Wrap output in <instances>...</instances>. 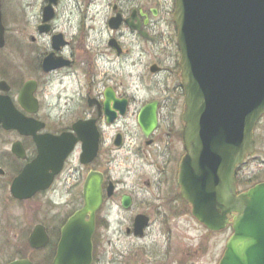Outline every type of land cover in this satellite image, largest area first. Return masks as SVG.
I'll return each mask as SVG.
<instances>
[{
	"label": "flooded vegetation",
	"instance_id": "flooded-vegetation-1",
	"mask_svg": "<svg viewBox=\"0 0 264 264\" xmlns=\"http://www.w3.org/2000/svg\"><path fill=\"white\" fill-rule=\"evenodd\" d=\"M4 1L0 0L4 27V42L0 47V199L3 201L0 220L3 221L1 216L5 212L4 228L18 227L23 235L17 253L0 264L17 259H27L31 264H53L63 228L83 208V188L89 179L99 184L102 197L93 214L90 264L97 262L102 231L109 226L115 208L122 213L119 221L122 217L124 221L123 214H128L124 232L135 237L145 236L154 218L164 230L170 225V217L175 219L189 212L191 215V209L181 213L171 203L183 202L186 206L188 203L182 198L178 184L180 163L185 155L186 98L177 43L170 59L173 80L162 82L163 95L144 99L119 91L118 86L107 84V79L97 81L89 51L79 44L74 47L64 33L54 31L56 8L61 0L52 4V17L45 21L43 11L49 0H43L40 21L35 25L37 36L29 35L23 45L18 38L8 35ZM154 5L152 0H116L112 4L113 14L106 21L112 33L106 45L115 58L130 51L120 40L122 29L132 32L137 41L155 42L158 38L155 19L159 10ZM116 17L120 19L117 27H110L108 21ZM170 24L176 36L172 18ZM41 35H49L47 47L36 44ZM57 35L61 38L53 42ZM13 57L19 58L18 65L13 64ZM151 65L157 67L154 72L167 69L159 62ZM151 88L147 87L150 91ZM108 91L111 94L107 95ZM147 106L155 109L154 124L149 112L142 114ZM83 142L86 155H83ZM50 144L51 150L42 155L58 158L61 165L54 173L41 161L33 165L39 147ZM23 172L19 191L31 190L37 182H45L48 174L52 173V177L46 187L20 198L13 195L12 186ZM139 215L144 219L141 235L134 231ZM91 219L87 213L79 221L87 225ZM35 226L42 227L47 238L37 248L29 242ZM22 249L29 253L24 254Z\"/></svg>",
	"mask_w": 264,
	"mask_h": 264
},
{
	"label": "water",
	"instance_id": "water-1",
	"mask_svg": "<svg viewBox=\"0 0 264 264\" xmlns=\"http://www.w3.org/2000/svg\"><path fill=\"white\" fill-rule=\"evenodd\" d=\"M53 3L56 0H49L44 7V21L52 17ZM173 9L186 98L185 155L178 173L181 196L190 203L191 215L211 230L225 228L232 216L233 231L218 264H264V182L238 192L234 180L236 167L253 152V129L264 114V0H174ZM118 21L116 17L108 22L116 28ZM3 37L0 12V47ZM60 38L54 36L53 42ZM147 112L154 124V107L147 106L142 114ZM74 127L77 131L78 125ZM51 148L40 146L33 165L41 161L54 173L60 161L42 155ZM82 148L86 155L84 142ZM24 175L13 181L16 197H29L52 177L48 174L45 182L19 191ZM83 196V208L62 230L53 264L91 263L93 214L102 201L94 179L85 182ZM87 213L92 219L83 225L79 218ZM136 217L134 231L141 235L143 215ZM42 233L43 228L35 226L29 238L32 247L44 244ZM8 264L31 262L17 259Z\"/></svg>",
	"mask_w": 264,
	"mask_h": 264
},
{
	"label": "rangeland",
	"instance_id": "rangeland-1",
	"mask_svg": "<svg viewBox=\"0 0 264 264\" xmlns=\"http://www.w3.org/2000/svg\"><path fill=\"white\" fill-rule=\"evenodd\" d=\"M115 1L61 0L56 8L54 31L64 33L71 39L74 47L79 44L89 51L88 54L92 56L93 75H96L97 81L107 79V84L118 86L119 91L144 99L163 95L162 82L172 81L174 74L173 63L170 60L173 59L177 47L175 31L170 24L174 1L152 0L159 10L155 19V33L158 34L155 42L137 41L132 32L122 29L123 35L120 40L130 51L120 58H115L106 45L108 36L112 33L106 21L113 14L112 4ZM42 3L43 0H5L2 7L8 35L18 38L21 44L28 42L29 35L37 36L35 25L40 21ZM48 39L49 35H41L36 44L47 47ZM12 45L13 42L11 47ZM11 50L14 56L13 48ZM153 62H159L167 69L152 73L149 66ZM13 64L18 65L19 58L13 57ZM148 86H152L151 91L147 89ZM164 96H167V93ZM253 139V153L236 168L235 179L249 181L243 185L237 184L236 181L238 192L264 181V114L254 126ZM2 202L0 199V207L3 205ZM171 203L179 211L181 209V213L191 209L189 203L187 206L183 202ZM160 208L164 209L163 206ZM2 214L4 221L6 214L5 212ZM119 215L122 213L115 208L112 217L109 218L107 230L102 231V243L97 249L98 259L95 264H217L232 232L231 226L209 232L189 212L188 215L184 213L175 219L170 217L171 222L167 229L163 230L154 218L145 236H126L124 227L128 224L126 218L128 214H123L124 221L123 217L119 221ZM3 221L0 220V261L17 253L23 235L22 232H18V227L4 228ZM22 252L29 253L24 249Z\"/></svg>",
	"mask_w": 264,
	"mask_h": 264
},
{
	"label": "trees",
	"instance_id": "trees-1",
	"mask_svg": "<svg viewBox=\"0 0 264 264\" xmlns=\"http://www.w3.org/2000/svg\"><path fill=\"white\" fill-rule=\"evenodd\" d=\"M235 181H237L236 179H235ZM245 183H249V181H247V182H245V181H242V179H239L238 181H237V184H240V185H243V184H245Z\"/></svg>",
	"mask_w": 264,
	"mask_h": 264
}]
</instances>
